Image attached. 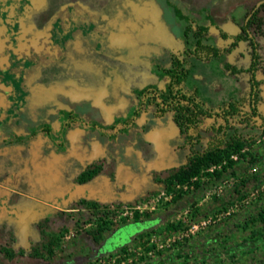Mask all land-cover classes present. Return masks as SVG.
<instances>
[{
	"label": "rangeland",
	"instance_id": "obj_1",
	"mask_svg": "<svg viewBox=\"0 0 264 264\" xmlns=\"http://www.w3.org/2000/svg\"><path fill=\"white\" fill-rule=\"evenodd\" d=\"M56 1L65 0H45L41 11L52 13ZM81 1L95 14H102V22L112 14L130 11L126 0ZM151 1L159 13V38L152 33L148 39L134 37L119 41L115 47L102 36L99 42L92 43V51L76 58L68 54L62 64L41 71L43 81L51 80L57 86L69 83L67 86L80 90L86 87L73 90V94L82 100L79 107L84 109L87 120L102 123L103 135L88 129L81 130L79 137L70 132L66 151L55 152L49 165L33 162L26 151L22 161L0 154V264H264V222L256 221L264 209V138L246 148L256 162L237 157L233 169L220 179L205 182L203 175L204 184L197 190L174 186V197L180 190L189 192L177 202H169L157 200L158 195L166 190V178L186 162L188 153L172 118L161 116L152 103L141 108V117L126 129L108 128L114 117H123L133 108L136 97L132 90L141 91L154 83L163 86L165 80L157 81L153 74H147L150 62L165 65L170 53L183 49L184 23L178 21L173 6L195 18L205 9L223 19L219 22L223 33L232 34L237 28L230 13L239 6L233 15L239 19L241 6H254L264 0ZM258 16L264 19V12ZM210 34L219 47L228 46L229 41L223 40L218 31L212 28ZM255 35L264 58V37L258 32ZM96 45L101 52L99 58H95ZM239 48L249 54L247 43ZM239 58L236 53L228 56L242 69L247 60ZM197 67L186 88L192 92L198 88L199 97L205 94L212 104H217L236 95L240 88L241 96L247 95L246 73L236 76L239 84L218 60ZM260 74L259 80L263 78ZM261 88L264 90L263 85ZM61 96L58 102H62ZM64 96L73 99L71 94ZM36 101L40 112L46 108L43 99ZM260 111L264 112V105ZM7 112L9 116L11 110ZM221 124L220 118H206L190 134H199L206 140L207 130ZM9 163L19 180L18 193L12 198L5 197L2 187ZM87 172L94 174L86 179ZM143 199L154 209L139 215V220L147 221L148 226L150 221L159 223L142 230L143 236L131 237L128 232L135 226L129 223L134 218L118 221L115 214L107 211V205H143ZM31 207L38 210L30 216L22 215L19 219L26 222H21L17 217ZM104 222L109 227L95 242L93 233ZM49 242L53 244L51 256L46 249Z\"/></svg>",
	"mask_w": 264,
	"mask_h": 264
},
{
	"label": "flooded vegetation",
	"instance_id": "obj_2",
	"mask_svg": "<svg viewBox=\"0 0 264 264\" xmlns=\"http://www.w3.org/2000/svg\"><path fill=\"white\" fill-rule=\"evenodd\" d=\"M44 1L0 0V154L7 155L12 160H21L23 159V151H26L33 162L39 161L49 165L55 152L64 153L66 151L70 132L77 134L79 137L81 130L86 131L88 129L103 135L102 130L104 127L96 119L87 120L84 109L81 106L79 107L82 100H79V95L73 94V90L80 89L67 86L69 83L65 86H57L51 80L47 81L46 79L43 81L41 71L49 69L55 64H62L67 59L68 54L72 53L76 58V56L83 55L89 50L92 51V43L99 42L102 36H106L108 41H112L115 47L119 41H131L134 37L139 38L140 36L142 39H148L152 33L155 38L160 36L158 34L159 27L157 26L159 13L154 8V3L151 0H126L130 11L118 13L119 15L112 14L110 17L105 18L104 22L100 20V17H103L102 14L97 15L89 10L84 5L85 2L83 3L81 0L56 1L50 14L41 11ZM257 4L254 5L255 8L261 5L258 6ZM260 11L264 12V10ZM206 13L215 18L207 10ZM239 20H241V17H239ZM231 21L236 25L237 31L232 34L224 33L227 37L222 36L223 32L219 23L217 27L209 21L204 23L208 26V36L214 39L216 46L220 49L228 48L233 43L234 37L241 32L239 26L232 19ZM212 28L219 32L223 40L229 41L228 46H218L215 37L210 34ZM251 28L255 32L252 33L250 30V36L257 42L255 35L257 29L255 26ZM182 41L184 40L182 39ZM240 43H247L249 46L248 41H239L226 55V61L229 64L231 63L228 61V56ZM257 43L260 47L261 42ZM97 47L96 45L94 51L97 54L95 58H99V55H101ZM191 53H193L192 50L188 51L184 44L181 51L169 54V59H165V65L157 64L155 61L150 62V73L146 71L147 74H153L157 81H165L162 87L154 83L144 86L141 91L132 90V94L136 97V103L132 109H138V114L133 116L132 122H127L125 126L129 127L134 124L141 117V108L152 103L155 104L161 116L167 114L172 118L166 107L159 105L158 92H165L166 85L170 82V78L167 75H161V71L170 68L174 63V59L186 60L188 67L191 64ZM250 53L251 48L249 46L250 57L247 60V66L242 69L231 64L237 69H241L240 73H246L248 92L250 74L247 69L251 64ZM258 53L261 58V65H263L264 58H262L259 48ZM259 72L263 76L260 80L258 79ZM227 73L229 74V72ZM240 73H237L235 77ZM256 80L260 82V100L257 109L260 115H264V112L260 111L261 105H264L262 103V101L264 102V90L261 88L262 85L264 86V75L261 69L256 72ZM238 83L240 84L239 80ZM178 88L184 93L188 91L193 94L183 83ZM84 89L86 87H82L80 91ZM248 92L245 97L248 96ZM65 93L71 94L73 99L65 97ZM58 95H63L61 96L62 102H58ZM36 99H43L46 105V108L41 112L40 108L37 107L38 102ZM71 100H73L72 103ZM244 109L248 110V106L246 105ZM8 110L9 112L11 110L9 116H7ZM130 111L123 117H114L113 122L117 118H126ZM254 120L256 124L257 122L261 124L258 117H254ZM116 126L123 127L124 124H117ZM125 126L124 129L127 128ZM179 137L183 139L180 134ZM13 168L12 164L10 168H7L8 178L5 177L2 181L5 197L8 198L17 195L19 189L18 176L12 171ZM28 178L25 175L24 179L26 181H29ZM63 198H66V195L62 196L59 201L64 200ZM37 210L31 207L23 211L17 218L19 219L24 214L30 216V213ZM19 220L26 222L23 219Z\"/></svg>",
	"mask_w": 264,
	"mask_h": 264
},
{
	"label": "trees",
	"instance_id": "obj_3",
	"mask_svg": "<svg viewBox=\"0 0 264 264\" xmlns=\"http://www.w3.org/2000/svg\"><path fill=\"white\" fill-rule=\"evenodd\" d=\"M238 8L239 6L230 13V17L239 26L241 32L234 37L233 43L228 48L220 49L216 46L214 39L208 36V26L204 23L209 21L217 27L218 23L223 19L210 17L205 9L199 11V18H195L192 15L191 17L185 16L173 6L178 21L184 23L182 39L188 51L192 50L193 52L190 55L193 62L187 67L186 60L174 59V63L170 68L161 71V75H167L170 78V82L166 85L165 92H158L159 105L165 106L166 110L171 113L172 120L188 149L186 163L178 167L166 178L164 188L167 191H172L174 186H186L187 189L193 188L197 190L204 184L201 182L203 175L206 177L205 182L220 179L224 174L228 173L229 169H233L235 165L233 156H238L241 160H246V157H249L251 163L256 162V159L246 152V148L264 138V115H260L257 109V104L260 100V82L256 80L257 70L261 69L264 75V64L261 65V58L258 53L259 46L254 38L250 36V28L255 26L257 32L264 36V31L261 32L264 19L258 17L259 11L264 10V3L258 8L248 5L241 6V20L233 16ZM250 14L251 16L249 17ZM247 18L248 20L246 21ZM222 36L227 37L224 33H222ZM239 41H248L251 48V64L247 69L250 74L247 97L240 95V88V91L237 94L235 93L236 95L217 104H212L205 94H201L202 98L199 97L198 88L191 95L184 93L178 88L182 83L186 87V82L192 79L198 65L207 63L212 59L218 60L224 71L229 72V75L233 76L238 83L235 75L242 70L229 64L226 61V55ZM246 105L248 110L244 109ZM137 114L138 109H132L126 118H117L108 128H113L117 124H124L125 126L127 122L131 123L132 117L137 116ZM206 117L220 118L223 124L212 125L207 130L206 140L199 134L191 135L189 131L196 130L202 119ZM254 117L259 118L261 121L260 125L256 124ZM212 166L215 167L213 172L202 173V171L208 170ZM218 167L219 169H217ZM93 174L94 172H87L84 177L88 179ZM231 174L234 175V172L232 171ZM188 192L178 191L173 202H177ZM138 220L139 217L136 215L134 222ZM256 221L264 222V209L258 213ZM254 222L251 221V223ZM108 227L109 225L105 222L98 225L97 231L93 233L95 242L100 240L101 234ZM52 247L53 244L51 242L46 245L47 253L50 256L53 255ZM122 249L124 250V248Z\"/></svg>",
	"mask_w": 264,
	"mask_h": 264
},
{
	"label": "built area",
	"instance_id": "obj_4",
	"mask_svg": "<svg viewBox=\"0 0 264 264\" xmlns=\"http://www.w3.org/2000/svg\"><path fill=\"white\" fill-rule=\"evenodd\" d=\"M238 156H233V160H236ZM215 169V167H210L208 170H204L202 171V173L204 172H213V170ZM219 169V167L217 168ZM178 188H184V187H180V186H176ZM186 187V186H185ZM187 188V187H186ZM219 192V191H218ZM165 201H169L172 202L174 199V195L172 191H163L158 195V199H162ZM143 205H141L139 202L132 204V205H121L119 206L118 204H109L107 205V211H109L111 213V215L115 214V218L119 220L123 219V218H134L136 215H143L146 212H151L154 208L148 207L147 206V200L143 199Z\"/></svg>",
	"mask_w": 264,
	"mask_h": 264
},
{
	"label": "crops",
	"instance_id": "obj_5",
	"mask_svg": "<svg viewBox=\"0 0 264 264\" xmlns=\"http://www.w3.org/2000/svg\"><path fill=\"white\" fill-rule=\"evenodd\" d=\"M240 44H243V43H240ZM239 44V45H240ZM241 48H239V46L234 50V51H232V53L229 55V56H231V55H234L235 53L236 54H238V55H240V58H239V61H244V60H248L249 59V54H245L243 51H241L240 50ZM229 61V60H228ZM230 62V61H229ZM231 63V62H230ZM232 64V63H231ZM232 65H234V64H232ZM238 68H240L239 66H238ZM184 202H186L185 201V199L183 200ZM184 202L183 203H179L180 205H178V206H183V204H184ZM178 206H176V207H178ZM179 208V207H178ZM145 223H147V221H141V220H138L137 222H130L129 223V226H131L132 224H134L133 226H135L130 232H128L129 233V235L131 236V237H135V236H140V235H142V233H141V231L142 230H144V229H146V228H149V229H151L152 227H154V226H156L159 222L158 221H155V222H153L152 223V221H150V222H148V223H150L149 224V226L148 225H145ZM141 226V227H138V226ZM120 236H117L116 238H119Z\"/></svg>",
	"mask_w": 264,
	"mask_h": 264
},
{
	"label": "water",
	"instance_id": "obj_6",
	"mask_svg": "<svg viewBox=\"0 0 264 264\" xmlns=\"http://www.w3.org/2000/svg\"><path fill=\"white\" fill-rule=\"evenodd\" d=\"M264 3V1H260L257 5L259 6L260 4Z\"/></svg>",
	"mask_w": 264,
	"mask_h": 264
}]
</instances>
